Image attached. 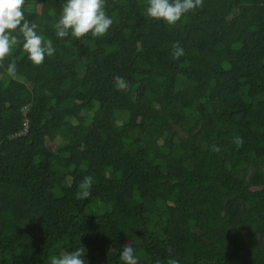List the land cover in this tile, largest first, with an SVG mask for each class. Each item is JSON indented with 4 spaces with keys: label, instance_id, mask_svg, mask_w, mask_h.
Wrapping results in <instances>:
<instances>
[{
    "label": "trees",
    "instance_id": "trees-1",
    "mask_svg": "<svg viewBox=\"0 0 264 264\" xmlns=\"http://www.w3.org/2000/svg\"><path fill=\"white\" fill-rule=\"evenodd\" d=\"M64 2L24 6L55 54L35 66L21 36L0 67V264L80 245L122 264L127 243L138 264H264V0H203L172 27L105 0L107 34L81 39L56 35Z\"/></svg>",
    "mask_w": 264,
    "mask_h": 264
},
{
    "label": "clouds",
    "instance_id": "clouds-1",
    "mask_svg": "<svg viewBox=\"0 0 264 264\" xmlns=\"http://www.w3.org/2000/svg\"><path fill=\"white\" fill-rule=\"evenodd\" d=\"M26 3L27 0H0V67L6 59L13 55L15 47L21 43V36L23 50L35 66H41L46 56L51 57L55 54L53 41L45 40L37 33V24L26 19L24 13ZM202 6L203 0H148L146 15L152 20L163 21L172 27L185 14ZM112 24L113 20L105 10V0H65L55 28L59 38H65L69 34L76 39L88 35L100 38L107 34ZM184 54L183 47L178 41L175 42L172 45L173 59H179ZM7 73L15 78L17 66L14 61L8 64ZM114 83L118 90L128 89V82L121 76H115ZM233 143L237 148L242 147L243 139L237 136ZM211 150L219 152L220 148L213 145ZM92 184L93 177L85 176L78 186L76 199L86 201L92 195ZM86 254V248L80 245L75 250L51 257L50 264H87ZM120 260L122 264H138L136 250L130 243L122 246ZM156 264H161V262L157 261ZM167 264H178V260L170 258Z\"/></svg>",
    "mask_w": 264,
    "mask_h": 264
},
{
    "label": "built area",
    "instance_id": "built-area-1",
    "mask_svg": "<svg viewBox=\"0 0 264 264\" xmlns=\"http://www.w3.org/2000/svg\"><path fill=\"white\" fill-rule=\"evenodd\" d=\"M25 125V124H24Z\"/></svg>",
    "mask_w": 264,
    "mask_h": 264
}]
</instances>
